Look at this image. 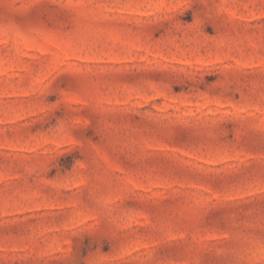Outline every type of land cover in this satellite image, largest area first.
Masks as SVG:
<instances>
[{
    "label": "rangeland",
    "instance_id": "1",
    "mask_svg": "<svg viewBox=\"0 0 264 264\" xmlns=\"http://www.w3.org/2000/svg\"><path fill=\"white\" fill-rule=\"evenodd\" d=\"M0 264H264V0H0Z\"/></svg>",
    "mask_w": 264,
    "mask_h": 264
}]
</instances>
